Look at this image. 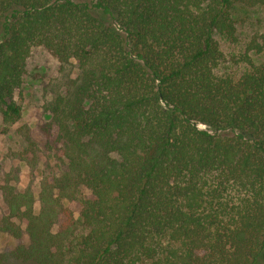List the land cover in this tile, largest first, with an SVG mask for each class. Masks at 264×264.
I'll list each match as a JSON object with an SVG mask.
<instances>
[{
    "label": "trees",
    "instance_id": "16d2710c",
    "mask_svg": "<svg viewBox=\"0 0 264 264\" xmlns=\"http://www.w3.org/2000/svg\"><path fill=\"white\" fill-rule=\"evenodd\" d=\"M264 0H0V119L42 48L61 168L4 193L0 263L264 264ZM263 57V58H262ZM26 241L22 239V227Z\"/></svg>",
    "mask_w": 264,
    "mask_h": 264
},
{
    "label": "rangeland",
    "instance_id": "374dc122",
    "mask_svg": "<svg viewBox=\"0 0 264 264\" xmlns=\"http://www.w3.org/2000/svg\"><path fill=\"white\" fill-rule=\"evenodd\" d=\"M233 15L242 40L264 29V12L260 9L235 5ZM74 76V61L62 64L40 47L35 48L27 59L22 83L13 96L21 108L20 116L13 123L0 119V219L6 213V191H30L37 210L42 178L46 174L55 175L62 167L56 161L54 151L46 148V142L55 136V129L48 127L49 115L43 105L55 94L63 92ZM21 227L22 239L26 241ZM13 244V238L0 231V251ZM0 264L32 263L10 260Z\"/></svg>",
    "mask_w": 264,
    "mask_h": 264
}]
</instances>
